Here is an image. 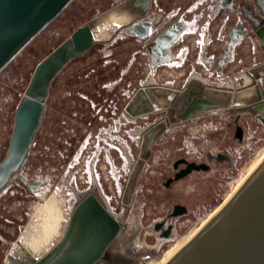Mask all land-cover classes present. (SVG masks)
I'll return each mask as SVG.
<instances>
[{"label":"rangeland","instance_id":"374dc122","mask_svg":"<svg viewBox=\"0 0 264 264\" xmlns=\"http://www.w3.org/2000/svg\"><path fill=\"white\" fill-rule=\"evenodd\" d=\"M122 2L72 0L0 71V162L15 107L37 63L79 26ZM139 22L145 24L144 35L134 25L107 27L100 41L53 80L27 161L0 193V264H10L12 243L36 214L34 207L57 187L68 205L75 202L69 187L93 193L126 227L114 245L120 255L129 252L132 264H156L173 242L161 240L154 224H172L177 239L188 235L225 202L264 151V127L248 114L209 115L177 125L155 142L130 205L122 207V189L140 151L139 133L163 115L126 119L124 106L132 93L148 83L181 88L193 74L213 86L238 88L248 82L245 71L264 62V43L256 34L264 25V0H152ZM236 125L243 129L241 140L235 138ZM208 154H224L229 162L208 161ZM180 159L205 163L209 170L166 186ZM36 188L44 191L35 193ZM175 204L187 213L167 218Z\"/></svg>","mask_w":264,"mask_h":264},{"label":"water","instance_id":"95a60500","mask_svg":"<svg viewBox=\"0 0 264 264\" xmlns=\"http://www.w3.org/2000/svg\"><path fill=\"white\" fill-rule=\"evenodd\" d=\"M71 1L0 0V71ZM151 3L152 0H124L110 11L79 26L37 63L24 95L15 107L9 144L0 162V193L20 174L27 161L55 77L70 61L100 41L95 30L107 16L123 18L121 27L134 25V31L144 35L142 26L145 24L139 20L148 13ZM256 34L264 43V25L258 27ZM245 76L248 82L238 88L213 86L189 78L181 88L148 83L132 93L124 106L126 119L157 112L163 115L139 133V155L130 168L121 194L124 209L132 201L151 148L168 129L209 115L232 118L240 114H248L264 127V62L255 63L245 71ZM234 135L241 140L243 129L236 125ZM207 158L208 161L229 162L224 154H208ZM180 164L184 166L179 169ZM173 168L176 172L166 180V186L193 171L209 170L205 163L197 164L186 159L176 161ZM186 213L184 206L175 204L167 218ZM172 227L163 220L154 224V231L167 238ZM125 229V225L116 220L93 193L87 192L75 205L64 241L33 264H100L109 257L119 233ZM118 256L121 261L122 256ZM165 264H264V162Z\"/></svg>","mask_w":264,"mask_h":264},{"label":"bare ground","instance_id":"6f19581e","mask_svg":"<svg viewBox=\"0 0 264 264\" xmlns=\"http://www.w3.org/2000/svg\"><path fill=\"white\" fill-rule=\"evenodd\" d=\"M123 20V18L107 16L105 20L103 19L98 23L95 30V35L99 38L100 35L104 34L107 27L115 23L119 25ZM190 78L202 81L198 78V76L194 74L193 76L191 75ZM262 162H264V151L259 154L258 158L253 161L249 169L234 185L225 202L221 206L217 207L214 211H212L205 219H203L201 223L188 235L182 237L181 239H177L176 228L175 226H173L169 237H161V240L173 243L171 244L168 252L162 255V258L160 260H157V262L155 263L165 264L174 254H176V252H178L184 245H186L209 222L214 214L218 212V210L229 200V198L238 190L243 182ZM91 179V183H94V176H92ZM67 190L70 196L75 199L74 204L68 205L66 199L62 195L61 187H57V189H55L54 195L40 207H38V209L36 210V214L25 224L16 240H14V242L12 243L7 254L10 264H33L34 262L43 258L60 242L62 243L64 241V235L69 226L75 205L86 195L81 194L79 191H76L74 187H69ZM39 191H44V189L36 188L34 190L35 193Z\"/></svg>","mask_w":264,"mask_h":264},{"label":"flooded vegetation","instance_id":"af4514ba","mask_svg":"<svg viewBox=\"0 0 264 264\" xmlns=\"http://www.w3.org/2000/svg\"><path fill=\"white\" fill-rule=\"evenodd\" d=\"M37 209H38V207L35 206L34 207L35 212H36ZM119 254H120L119 251H117L115 246H113L112 249H110V251H109V257L106 260L101 261L100 264H132V262H131L132 261V257L129 255L130 253L126 252V254L125 253L122 254L121 255L122 256L121 257L122 258L121 261L119 260V257H120V256H118Z\"/></svg>","mask_w":264,"mask_h":264}]
</instances>
